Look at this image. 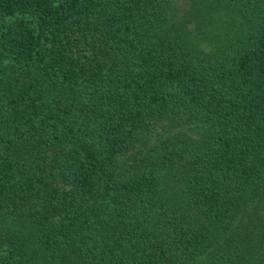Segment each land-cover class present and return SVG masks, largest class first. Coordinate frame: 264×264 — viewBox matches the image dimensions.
Instances as JSON below:
<instances>
[{
	"label": "trees",
	"instance_id": "obj_1",
	"mask_svg": "<svg viewBox=\"0 0 264 264\" xmlns=\"http://www.w3.org/2000/svg\"><path fill=\"white\" fill-rule=\"evenodd\" d=\"M0 264H264V0H0Z\"/></svg>",
	"mask_w": 264,
	"mask_h": 264
}]
</instances>
